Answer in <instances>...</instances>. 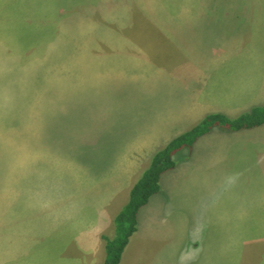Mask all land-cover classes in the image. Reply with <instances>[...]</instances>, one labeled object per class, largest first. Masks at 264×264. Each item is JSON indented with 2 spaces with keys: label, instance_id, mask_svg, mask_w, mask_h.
Wrapping results in <instances>:
<instances>
[{
  "label": "rangeland",
  "instance_id": "1",
  "mask_svg": "<svg viewBox=\"0 0 264 264\" xmlns=\"http://www.w3.org/2000/svg\"><path fill=\"white\" fill-rule=\"evenodd\" d=\"M188 18L204 24L175 20ZM201 52L212 63L256 65L264 78V0H0V264L71 257L66 211H91L81 202L95 208L80 188L95 186L93 172L109 175L135 139L163 126L159 111L184 95L182 82L206 80L212 64L197 63ZM159 81L178 84L147 89ZM249 151L226 150L218 169L210 153L201 158L206 175L182 178L181 195L190 204L222 190L221 210L168 216L166 228L150 223L136 264H188L189 235L208 218L207 239L227 244L230 235L246 256L262 258L264 210L245 211L254 205L243 199L264 189V148ZM222 170L229 184H213ZM246 174L253 184H235ZM137 234L133 242L142 241Z\"/></svg>",
  "mask_w": 264,
  "mask_h": 264
},
{
  "label": "crops",
  "instance_id": "2",
  "mask_svg": "<svg viewBox=\"0 0 264 264\" xmlns=\"http://www.w3.org/2000/svg\"><path fill=\"white\" fill-rule=\"evenodd\" d=\"M201 3L205 4L204 2ZM175 20L191 23L195 27H198V24H204L201 18L198 20L199 23L195 22L197 20L193 18ZM178 21L169 23L181 24ZM116 36L122 37L121 39L126 37L123 34H116ZM201 54L203 59L198 60V64H212L209 67V71L205 73L206 80L200 81L197 84L182 82L185 90L184 95L178 96L176 93L173 100L166 99L165 104L167 109L163 107L159 111V115L162 117L159 122H163V126L160 127L158 125V128L152 134H148L149 131H144L139 139H135L124 163H119L118 157L112 161L111 173L109 175L106 171L100 174L93 172V180L96 179L94 180L95 186H83L80 188L84 198L93 199L95 208L90 203L83 204L81 202V209L86 205L88 208L91 207V211L84 214L81 211L73 213L75 209H67L66 212L69 211V214L63 218V226H65L69 234L74 236L72 240L75 237L76 240L71 244L72 248L68 249L71 252V257L57 260L55 261L56 263L53 262L52 264H103L105 259V240L103 236H112L114 234V219L117 213L127 202L138 175L148 165L152 155L157 150L164 147L172 138L193 127L207 113L224 112L234 117L252 106L264 105L263 72L255 67L256 65L253 67L232 66L224 59L212 63L213 61L211 58H208L205 52H201ZM199 68L203 69L205 66ZM166 83L170 82L165 81L164 84L161 81L154 84L149 83L147 89L151 91L157 85L159 88L161 86L178 84V82H174V84ZM182 86L181 89L183 88ZM161 104L164 106V99L161 100ZM171 104L173 107H170ZM262 147L264 148V125L239 131H226L217 127L210 133L200 137L192 148L184 147L178 150L175 153V158L178 160L177 166L164 173L161 179V192L154 195L149 203L140 211L139 229L132 236L119 264L137 263L135 261L137 253L141 243L147 237V228L150 223L155 221L161 222L160 227H162L166 218H173L168 216L177 217L201 214L210 217L214 215V211L221 210L220 204L224 203V198L222 195L218 196L216 194H223L222 190L219 193H214V188H212L211 194L198 199H191L190 204H187L189 199L187 198L186 201L183 195H181L185 193L184 189H179L182 184V178L189 175H206L205 170L200 166L201 158H203L202 162H204L208 157L205 155L210 153V157L213 158V166L218 169L217 164L223 168L226 161H228V158L225 159L226 156L224 155L226 150L233 152L234 150H238L242 151L241 153H245L249 149L250 151L255 150L256 153L258 149L263 150ZM262 161H264V151L261 158H258V162ZM220 173L221 176L218 172L216 173L219 176L213 184H229V180L227 179L229 178L227 176L228 173L224 171ZM89 175L92 177L91 172ZM96 177L99 178L97 179ZM239 178L235 181V184L244 186L253 184L252 181H248L250 178L247 174L246 176H239ZM241 178L246 179L241 180ZM256 183L260 186L262 181H257ZM227 196H229V193ZM246 199L247 201H251L254 206L253 208H245V211L264 210V189L255 195L250 192L248 198L245 195L243 201ZM179 218L177 217V219ZM224 220L226 221V219L221 220L222 224H224ZM209 221L210 218L207 219V224L200 221L198 234L192 233L189 235L191 237L190 244L192 245V250L184 252V255H182L188 264H192L193 261H196V264H245L247 257L249 258L247 264H264V256L262 258L260 255L252 256V253L246 256L244 247H240V244L237 242H230L235 240H230V235L228 236L229 243L227 244L223 242L215 243L211 237L207 239V232L205 234V230L206 226L208 227ZM231 223L233 222H231L230 218ZM178 226L179 224L176 225V229H178ZM164 227L166 228L167 226ZM140 230L143 232L142 241L140 239L133 242L135 239H138L137 233ZM136 249L137 251L135 252ZM261 254L264 253L261 252ZM202 256H204L203 261ZM256 257L259 260L254 259ZM177 260L179 261L177 264H181L182 257Z\"/></svg>",
  "mask_w": 264,
  "mask_h": 264
},
{
  "label": "trees",
  "instance_id": "3",
  "mask_svg": "<svg viewBox=\"0 0 264 264\" xmlns=\"http://www.w3.org/2000/svg\"><path fill=\"white\" fill-rule=\"evenodd\" d=\"M264 125V105H255L231 117L224 112H210L193 127L172 138L164 147L157 150L148 165L138 175L127 202L114 219V234L104 235L105 259L103 264H119L132 236L139 229L140 211L151 198L162 190L161 179L164 173L174 169L178 160L175 153L181 148H192L197 140L214 128L226 131L252 129Z\"/></svg>",
  "mask_w": 264,
  "mask_h": 264
}]
</instances>
